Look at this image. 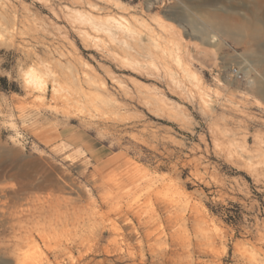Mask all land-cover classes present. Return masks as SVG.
<instances>
[{
	"label": "rangeland",
	"instance_id": "1",
	"mask_svg": "<svg viewBox=\"0 0 264 264\" xmlns=\"http://www.w3.org/2000/svg\"><path fill=\"white\" fill-rule=\"evenodd\" d=\"M212 14L264 0H0V264H264V37Z\"/></svg>",
	"mask_w": 264,
	"mask_h": 264
},
{
	"label": "bare ground",
	"instance_id": "2",
	"mask_svg": "<svg viewBox=\"0 0 264 264\" xmlns=\"http://www.w3.org/2000/svg\"><path fill=\"white\" fill-rule=\"evenodd\" d=\"M217 14H212V20L209 26H206L203 28L200 27V29H198V32L200 34H208L210 31L216 32V30L219 32L223 31L228 36L245 35L247 36V38L250 37L251 39H253L256 44L258 43L261 37H264V27L259 25L260 19L257 16L254 22H250L247 20H240L237 17H234V20L232 22H227L228 20L226 21L224 19H219L220 17L216 16ZM231 16L233 19V15ZM232 19H230V21ZM210 39L211 40L209 42L218 43L217 42L218 37L216 36V34L211 35ZM261 58L264 61V55H262ZM263 92H264V89H263ZM102 201L105 203L107 202V204L109 205L108 212L109 213L113 212L115 214L114 218H110L108 217V215H106V218H108L109 223L111 225L109 229H111L110 231L113 232V239H117L119 237H126L127 235H132L133 233L136 232V228L135 226H133L132 221H131L132 217L137 218L139 225L143 224L139 219L138 209L136 208L137 206H134L133 203L131 202L122 203L118 200L108 201L107 198H102ZM129 201H132V200H129ZM105 231H106L105 228H101L100 234H103Z\"/></svg>",
	"mask_w": 264,
	"mask_h": 264
},
{
	"label": "crops",
	"instance_id": "3",
	"mask_svg": "<svg viewBox=\"0 0 264 264\" xmlns=\"http://www.w3.org/2000/svg\"><path fill=\"white\" fill-rule=\"evenodd\" d=\"M72 135V136H71ZM64 139L67 141V142H75L77 140V138L73 135V132L70 133L69 135H64ZM82 145H85L84 142L81 143ZM81 146V145H80ZM94 151L95 152H99L100 151V146L98 147H95L94 148Z\"/></svg>",
	"mask_w": 264,
	"mask_h": 264
}]
</instances>
